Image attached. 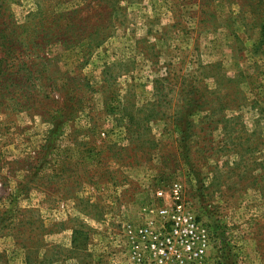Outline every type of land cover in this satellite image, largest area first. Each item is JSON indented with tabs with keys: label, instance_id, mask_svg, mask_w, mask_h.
<instances>
[{
	"label": "rangeland",
	"instance_id": "rangeland-1",
	"mask_svg": "<svg viewBox=\"0 0 264 264\" xmlns=\"http://www.w3.org/2000/svg\"><path fill=\"white\" fill-rule=\"evenodd\" d=\"M263 19L264 0H0V264H125L122 223L175 184L204 264H264Z\"/></svg>",
	"mask_w": 264,
	"mask_h": 264
},
{
	"label": "built area",
	"instance_id": "built-area-1",
	"mask_svg": "<svg viewBox=\"0 0 264 264\" xmlns=\"http://www.w3.org/2000/svg\"><path fill=\"white\" fill-rule=\"evenodd\" d=\"M160 204L142 209L138 224L122 223L125 264H204L212 245L210 228L186 202L181 187L159 190Z\"/></svg>",
	"mask_w": 264,
	"mask_h": 264
},
{
	"label": "trees",
	"instance_id": "trees-1",
	"mask_svg": "<svg viewBox=\"0 0 264 264\" xmlns=\"http://www.w3.org/2000/svg\"><path fill=\"white\" fill-rule=\"evenodd\" d=\"M259 26H260V32H259V34H260L259 42L260 43L259 44H260V48H261V52H262L261 54H264V19L259 23ZM3 37H4L5 40H9L10 39L8 34L4 35V31L0 30V39H2ZM0 46L9 47L10 50H12V47H13L10 44L7 45V44H4V43H1V40H0ZM2 51H3L4 54H6V56L9 55V52L7 50H2ZM4 60H6V57H5V55L2 54L1 57H0V61H4ZM189 101L190 102L195 101V103H198V100L190 99ZM183 132L184 131H182V133Z\"/></svg>",
	"mask_w": 264,
	"mask_h": 264
}]
</instances>
